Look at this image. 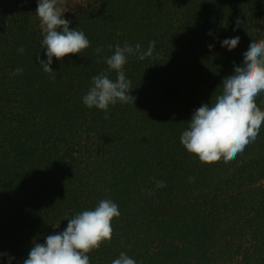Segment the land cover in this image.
I'll return each mask as SVG.
<instances>
[{"label": "trees", "instance_id": "obj_1", "mask_svg": "<svg viewBox=\"0 0 264 264\" xmlns=\"http://www.w3.org/2000/svg\"><path fill=\"white\" fill-rule=\"evenodd\" d=\"M36 8L0 0V253L23 264L34 241L110 199L120 216L90 264L121 252L137 264H264V125L227 163H202L180 143L251 37L264 39V0H87L64 18L90 46L53 57L55 80L37 63L47 57ZM237 17L244 23L233 31ZM235 36V49L221 47ZM153 40L152 57L124 66L134 104L110 106L107 119L83 104L92 77L107 70L109 44L146 49ZM256 102L264 110V93Z\"/></svg>", "mask_w": 264, "mask_h": 264}, {"label": "clouds", "instance_id": "obj_2", "mask_svg": "<svg viewBox=\"0 0 264 264\" xmlns=\"http://www.w3.org/2000/svg\"><path fill=\"white\" fill-rule=\"evenodd\" d=\"M63 0H37L36 16L40 21L43 34L41 48L46 49V60L37 56V63L45 73L55 80L51 65L53 57L63 60L69 55L81 54L90 46V41L83 31L70 28V20L64 18ZM244 22L240 17L235 20L236 31ZM208 35H212L210 31ZM251 37V36H250ZM240 37L225 38L221 47L229 51L235 49ZM156 41H149L146 49L139 43L134 46L125 43L107 47L111 55L104 57L107 70L95 75L87 93L82 97L83 104L89 109L103 110L108 118L110 106L117 103L129 104L136 100L131 95L132 81L126 77L124 66L130 56L143 61L152 57ZM214 45L209 44L211 50ZM20 53L24 48L18 49ZM102 47L95 52L100 54ZM23 69H15V74H22ZM115 72V79L109 76ZM221 92L211 98V103H204L194 110L188 127L180 136V143L202 163H225L233 160L239 153L255 141L264 125V110L257 105V98L264 93V39L251 37L248 50L243 53V63L234 66L232 75L222 80ZM190 177V181H194ZM158 188L166 185L156 181ZM120 216L118 205L110 199L99 201L92 210H84L67 219V227L45 238L44 243L35 242L23 260V264H90L89 253L99 249L101 244L110 241L113 235L112 221ZM60 228V222L51 224ZM9 264L14 259L8 253ZM111 264H137L136 260L121 252Z\"/></svg>", "mask_w": 264, "mask_h": 264}, {"label": "rangeland", "instance_id": "obj_3", "mask_svg": "<svg viewBox=\"0 0 264 264\" xmlns=\"http://www.w3.org/2000/svg\"><path fill=\"white\" fill-rule=\"evenodd\" d=\"M87 0H63L64 3V15L73 12L83 6Z\"/></svg>", "mask_w": 264, "mask_h": 264}]
</instances>
